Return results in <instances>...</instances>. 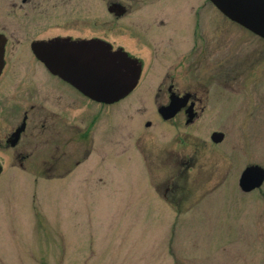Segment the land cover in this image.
<instances>
[{
    "label": "rangeland",
    "instance_id": "obj_1",
    "mask_svg": "<svg viewBox=\"0 0 264 264\" xmlns=\"http://www.w3.org/2000/svg\"><path fill=\"white\" fill-rule=\"evenodd\" d=\"M0 17L6 34L19 32L23 38L8 57L4 86L15 74L14 65L23 69L21 75L27 67L39 68L30 52L32 39L108 35L115 28L102 0H0ZM121 40L126 38H116ZM241 43L229 45L228 63ZM144 59L140 85L129 98H143L151 114L155 85L169 66L186 58L145 54ZM241 64L247 69L251 62ZM35 74L42 77L41 69ZM172 74L189 80L183 71ZM240 79V88L236 81L227 97L210 102L193 125L175 121L150 130L158 151L176 150L196 160L191 170L174 161L171 168L156 169V181L149 179L140 148L127 139L133 123L153 118L139 112L131 118L128 111L116 113L115 159L101 164L93 157L68 181L35 183L44 181L35 170L21 169L11 152H0L6 167L0 176V264H264V185L246 193L238 184L246 166H264V58ZM256 89L263 105L259 111ZM129 103L117 106L130 105L134 114L140 105ZM8 124L2 121L0 129ZM214 131L225 133L223 142L211 141ZM122 145L130 152L120 153ZM206 159L211 167L204 166ZM176 173L199 182L220 177L224 183L209 194L201 184L180 185L179 194L166 201L155 186ZM159 188L165 191L164 185Z\"/></svg>",
    "mask_w": 264,
    "mask_h": 264
},
{
    "label": "flooded vegetation",
    "instance_id": "obj_2",
    "mask_svg": "<svg viewBox=\"0 0 264 264\" xmlns=\"http://www.w3.org/2000/svg\"><path fill=\"white\" fill-rule=\"evenodd\" d=\"M21 1L22 4L31 2ZM102 1L115 27L109 30L111 34H58L37 37L31 43L38 39L61 37L71 41H92L94 45L90 48L95 46L99 50L103 47L112 51L122 49L141 61L142 73L145 54L154 58L184 57L186 62L180 66L171 65L165 70L161 80L155 85V95L150 103L151 114H147V109L142 106L143 98H129L135 90L117 103H105L91 98L77 86L52 73L35 57L31 43L30 52L39 64L42 77L39 76L40 73L35 74L39 68L34 70L33 67H27V72L21 75L23 69L14 65L15 74L12 73L4 86L2 81L8 67V57L23 38L19 32H9L7 35L0 17V35L2 39H6L5 64L0 75V126L2 121L9 122V128L0 129V152H11L13 161L18 160L17 164L21 169L31 167L35 170L38 178L44 180H36L35 183L68 181V176L77 172L93 157L101 164L115 159L118 126L116 113L122 110L128 111V118L137 115L135 112L153 117H145L138 123H133L127 132V139L133 140L135 147L141 150L142 164L148 170L150 180L156 181V169L171 168L173 161L188 170L195 168L196 160L193 155L181 156L176 150L158 151L159 147L153 140L155 135L151 134L154 131L150 130L175 121H184L186 126L193 125L203 117L210 102L227 97V91L233 89L236 81L240 88L243 73H247L264 58V37L230 19L212 0ZM94 21L99 24L98 15L94 16ZM122 36L126 40L117 42L116 38ZM233 41H242L240 46L243 48H238L235 56L230 58L233 63H228L227 51ZM243 51L246 54H242ZM243 59L251 62L247 69L241 64ZM173 71L187 73L189 80H177ZM140 82L141 78L138 86ZM258 94L256 89V107L259 111L263 105L260 104ZM123 100H130L129 104L140 106L131 114L129 104L125 108L117 106ZM165 109H170L173 115L164 117L161 110ZM21 127L23 130L14 143L13 135ZM214 132L225 135L223 131ZM130 148L129 145H122L119 152H130ZM203 163L204 166L211 167L207 159ZM0 168H6L1 159ZM203 181L176 173L155 187L166 201L172 202L173 196L179 194L180 185L201 184V189L209 194L224 183L220 177H208ZM153 184L156 185V182ZM162 185L164 192L159 188ZM191 209L188 208L190 211Z\"/></svg>",
    "mask_w": 264,
    "mask_h": 264
},
{
    "label": "water",
    "instance_id": "obj_3",
    "mask_svg": "<svg viewBox=\"0 0 264 264\" xmlns=\"http://www.w3.org/2000/svg\"><path fill=\"white\" fill-rule=\"evenodd\" d=\"M230 19L264 37V0H212ZM6 39L0 35V74L5 61ZM92 41H71L67 38L35 40L31 44L35 56L55 75L80 88L91 98L115 103L128 96L137 86L142 64L122 49H97ZM173 107V106H172ZM169 110V111H168ZM164 117L173 115L170 109L161 110ZM190 121V120H189ZM23 127L14 135V143ZM211 139L220 143L224 134L214 132ZM2 169L0 168V173ZM264 183V167L248 165L239 179L243 192H251Z\"/></svg>",
    "mask_w": 264,
    "mask_h": 264
}]
</instances>
